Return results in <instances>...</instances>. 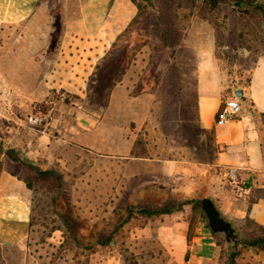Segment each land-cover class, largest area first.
Here are the masks:
<instances>
[{
    "label": "rangeland",
    "instance_id": "rangeland-1",
    "mask_svg": "<svg viewBox=\"0 0 264 264\" xmlns=\"http://www.w3.org/2000/svg\"><path fill=\"white\" fill-rule=\"evenodd\" d=\"M257 4L0 0V174L27 189L21 218L0 210V264H227L233 243L191 208L242 198L229 180L216 191L204 181L223 171L209 167L223 146L199 124L198 82L219 79L220 105L247 91L264 57ZM260 183L244 210L264 207ZM229 221L236 264H264L263 249L239 245L264 228L247 213Z\"/></svg>",
    "mask_w": 264,
    "mask_h": 264
},
{
    "label": "crops",
    "instance_id": "crops-1",
    "mask_svg": "<svg viewBox=\"0 0 264 264\" xmlns=\"http://www.w3.org/2000/svg\"><path fill=\"white\" fill-rule=\"evenodd\" d=\"M115 11L121 14V10L117 9ZM131 11L133 12V10ZM122 15L124 18L126 17L125 12ZM213 69L211 68L210 72L215 75L216 70L214 69V71ZM216 73L218 75L217 71ZM199 77L197 101L199 124L203 129H214L215 141L223 146V149L218 152L217 157L209 167L216 169L232 168L235 170L238 186L243 189L244 193V196L236 201L228 200L227 197L224 199L217 194H215L217 199L211 195L209 198L213 200L217 209L228 221L240 220L247 213L250 218L264 228V207L262 203H252L247 210H244V206H247L245 200L248 197V187L251 184L257 185L262 184L260 182H264V121L258 117L264 116V57L257 62L251 74L249 87L245 93L243 92L245 96L242 99L243 108L246 111L239 118L225 126L219 127L214 124V115L220 106L219 90L221 89V84L219 79L209 82L206 79L205 82V76L202 73ZM210 86H216V88H212V92L208 93L206 88ZM248 106L252 107V112L248 111ZM204 178V181H206L212 191H216L219 188V183H222L221 188L232 187L223 183L221 178L214 174L209 173ZM22 185L13 177L0 174V210L5 209L4 212L7 213L10 210L12 212L13 209L14 215L21 218L25 209L23 207L26 201L24 196L27 192V189ZM11 189L14 191H11ZM224 190L226 191V189Z\"/></svg>",
    "mask_w": 264,
    "mask_h": 264
},
{
    "label": "built area",
    "instance_id": "built-area-1",
    "mask_svg": "<svg viewBox=\"0 0 264 264\" xmlns=\"http://www.w3.org/2000/svg\"><path fill=\"white\" fill-rule=\"evenodd\" d=\"M239 112L240 104L237 98H235L233 95L232 99H226L217 109L214 115V124L219 127L225 126L229 122L235 120ZM27 121L28 124L33 128H41L45 126L47 120L41 114H31L28 117ZM218 174L223 183H227L229 180V182L234 185L237 193L241 197L244 196L243 189L239 188L238 186L239 183L235 170H233L232 168H223V171L220 173L218 172Z\"/></svg>",
    "mask_w": 264,
    "mask_h": 264
},
{
    "label": "trees",
    "instance_id": "trees-1",
    "mask_svg": "<svg viewBox=\"0 0 264 264\" xmlns=\"http://www.w3.org/2000/svg\"><path fill=\"white\" fill-rule=\"evenodd\" d=\"M241 2L240 1H236V5H239ZM255 10H257L258 12V16L259 19L261 20L263 26H264V4H257L255 6ZM27 185V184H26ZM27 188H29V186L27 185ZM199 200L196 201H191V208L195 211H197L201 217L204 219L205 216L201 211L200 205H199ZM165 213H172L170 210H162V211H139L138 213H136V215H140L141 217H144V219H149L152 216H158L161 214H165ZM133 213L130 211V216H132ZM191 224H190V228H189V232H188V239L191 236ZM111 239L108 238L105 242H99L98 245H108L110 243ZM77 245L80 246V249L84 251H88L89 253H92L93 250H95L96 246L94 244H84L83 246H81L77 241H76ZM237 243H238V239H237ZM239 245L243 246L244 248H248V247H258L264 250V237H259L255 240L252 241H247V240H242L240 241ZM239 255V251L232 245L231 247H229V251H228V255H227V264H236L235 259L236 257Z\"/></svg>",
    "mask_w": 264,
    "mask_h": 264
},
{
    "label": "water",
    "instance_id": "water-1",
    "mask_svg": "<svg viewBox=\"0 0 264 264\" xmlns=\"http://www.w3.org/2000/svg\"><path fill=\"white\" fill-rule=\"evenodd\" d=\"M233 95L235 98H241L243 91L235 90ZM199 205L206 218L210 231L214 234L223 236L226 243L232 242L236 247V226L222 216L211 198L204 197L200 199Z\"/></svg>",
    "mask_w": 264,
    "mask_h": 264
},
{
    "label": "flooded vegetation",
    "instance_id": "flooded-vegetation-1",
    "mask_svg": "<svg viewBox=\"0 0 264 264\" xmlns=\"http://www.w3.org/2000/svg\"><path fill=\"white\" fill-rule=\"evenodd\" d=\"M236 234V233H235ZM236 240H237V238H236Z\"/></svg>",
    "mask_w": 264,
    "mask_h": 264
}]
</instances>
